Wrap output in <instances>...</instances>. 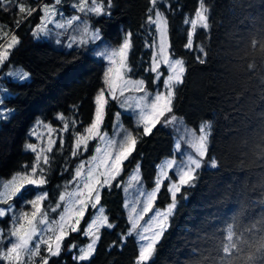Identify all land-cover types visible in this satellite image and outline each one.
<instances>
[{
  "label": "trees",
  "instance_id": "obj_1",
  "mask_svg": "<svg viewBox=\"0 0 264 264\" xmlns=\"http://www.w3.org/2000/svg\"><path fill=\"white\" fill-rule=\"evenodd\" d=\"M40 1L44 0H19L37 8ZM65 2L67 4L58 7L68 10V3L75 4L76 0ZM99 2L105 6L107 14L100 17L87 14L90 28L99 29L102 39L114 45L131 33L130 63L134 71L130 75L143 78L149 90H154L156 85L153 84L154 74L144 71L151 64L150 45L155 38V27L148 23V17L157 9L164 13L170 52L185 61L184 82L177 86L171 115L181 116L194 127L203 121L213 122L210 154L218 158L220 166L202 168L195 187L182 189L178 194V207L170 227L149 264H211V257H216L218 264L222 255L217 250L218 242L226 235L229 225L238 237L243 236L242 248L264 236L257 225L264 218V143H261L264 116L260 115L264 113V57L260 46H253L254 41L264 45V0H158L155 6L152 0H112L110 10L107 0ZM201 3L209 9L211 27L205 30L197 25L193 33L194 49L189 51L184 48L187 31L191 30L190 21ZM153 7L155 11H150ZM10 8L7 12L0 11V44L5 39L9 41L13 34L20 43L10 52L9 60L0 65V182L34 162L35 154L26 151L25 145H44V139L37 142L31 132L36 130L37 121L41 127L48 124L57 130L52 133L56 143L50 154L49 183L44 189H31L25 199H31L38 191H47L49 198L45 206L55 207L60 203L57 199L60 186L72 179L78 162L92 154L94 141L81 156L72 157L71 125L74 119L82 121L75 130L83 131L91 122L94 97L103 84L105 62L91 54V45L74 44L70 49L68 42L57 44V40L50 37H42L38 42L31 30L39 23L41 12L35 13L17 30L14 25L20 19L18 5ZM200 45L206 46L205 52L199 51ZM77 56L75 62L69 63ZM198 57L205 62L200 63ZM250 65L255 67L250 68ZM17 68L29 73L26 81L14 78ZM118 110L117 102L110 101L104 128L110 130ZM61 116L64 120L59 119ZM122 120L132 131L142 132V127L133 126L130 114L122 113ZM65 122L69 130L63 133L65 147L61 149L58 130ZM173 145L174 135L164 124H158L150 136L138 143L118 177L121 187L102 191L100 205L114 227L101 228L94 255L80 264L135 263L138 245L133 235L127 236L129 222L123 205L122 183L131 168L139 164L144 182L151 187L156 165L174 155ZM64 168L68 170L64 172ZM167 186L166 180L158 193L157 207H164L170 201ZM13 203L20 208V200ZM60 210L61 207L50 215L55 216ZM91 212L89 209L82 220L81 231L70 234L64 242L62 256L53 258L50 264H65V261L76 264L72 256L78 254L79 249L68 252L67 248L73 243L79 247L87 243L88 238L82 232ZM11 226L10 216L0 218V229H3L0 237L6 236ZM0 245L10 246L2 239ZM237 255L243 258L245 253L237 252Z\"/></svg>",
  "mask_w": 264,
  "mask_h": 264
},
{
  "label": "snow or ice",
  "instance_id": "obj_2",
  "mask_svg": "<svg viewBox=\"0 0 264 264\" xmlns=\"http://www.w3.org/2000/svg\"><path fill=\"white\" fill-rule=\"evenodd\" d=\"M65 3V0H54V2H46L42 8L34 6H26L25 3H20L19 0H0V11H10V6L18 5L20 19L15 22L14 27L18 30L22 25L30 21V18L37 12H41L39 23L31 30L34 38L39 42L41 38H47L52 35L49 25L54 23L53 17H63V9L58 7ZM153 6L156 0H152ZM112 0H107V9L110 10ZM74 7L77 13H91L100 17L102 14H107L105 6L99 0H91V6L87 0H76ZM155 11V7L150 9ZM209 9L204 3L195 11V19H191L190 23L192 30L187 31V42L184 48L191 51L194 49L193 33L199 25L202 29H210ZM81 19L78 15H72L66 19L65 23L55 22L57 29H65L68 25H72L73 21ZM85 26L83 33H88L87 18L85 17ZM148 23L155 27V38L150 47L152 48V60L149 67L145 68L146 73L154 74L153 84L156 85L154 92H149L145 87L143 78L133 79L131 73L134 71L130 63V55L133 48L131 41V33L125 34L118 48H106L103 51L96 52L97 57H103L108 62V66L103 73V85L99 92L94 97V112L91 122L83 127V131H76L82 121L73 120V145L72 157L81 156L88 150L89 143L97 141L95 147L96 153H102V158L97 161V156L93 155L89 160H82L74 170L72 181L76 188L73 192L67 193L69 197L75 199L65 200V193L60 195V203L55 207L51 205L45 206V201L48 200L49 194L47 191H38L31 199H25L26 194L31 189H44L49 183V173L51 172L50 165L52 164L53 145L56 140L52 138V133L57 131L50 125H42L48 131L49 139L46 144L37 146L35 143H26L25 150L35 154L34 162L28 166L25 165L23 170H17L16 174L4 185L5 190L0 192V218H8L10 216L12 226L8 230L7 235L0 237L2 240H7L8 245H0V262L3 264H50L53 258H60L65 251L64 242L69 238L70 234L81 231V223L86 215L88 208L97 209L100 205L102 191H109L115 187L120 188L118 177L121 176L125 162L130 159L133 153L137 150L138 143L143 137H148L153 133V130L158 124H171L175 122L176 117L172 116L169 119L168 114L173 112L174 96L176 95L177 86L182 85L185 76V61L174 57V54L169 49V30L168 23L164 18L162 11H155V18L151 15L148 17ZM188 21H185L187 24ZM7 35V33H5ZM59 35V33H57ZM100 30L97 29L92 33L93 41L101 40ZM57 44L61 41L57 40ZM20 43L16 34L11 36V39L5 44H0V65H4L9 60L10 52ZM76 42L73 41L67 45L68 48H73ZM87 41H80V47H84ZM260 46L262 57H264V45L254 41L253 46ZM79 52V48H77ZM201 53L206 51L205 45L199 46ZM172 56V58H170ZM79 57H74L75 62ZM200 63H204L203 58H199ZM166 66L167 75L163 79V88L159 87L162 73L161 68ZM255 67L250 65V68ZM20 81H26L29 78V73H15ZM264 82V77H262ZM143 93L139 97H125L127 92ZM264 99V97H262ZM134 100V103H130ZM110 101H116L120 108L131 110L136 115V128L142 127L140 131H130L123 129L122 138L113 140L109 138L106 129L103 127ZM79 107L78 105L76 106ZM121 114L117 113L119 118ZM264 116V113L260 114ZM64 120V117H59ZM40 122L37 121V124ZM212 121H204L199 127V135L190 134V138L186 140L187 145L194 151L195 156L188 155L186 160L177 162L176 160H166L160 165L159 174L155 179V186L151 191L140 189V194L143 199V206L140 211H137L135 206H131L129 212V220L131 229L127 236L131 237L136 234L139 240L138 255L135 258V264H149L154 258V253L159 242L163 239L165 232L170 227L171 218L174 216V211L178 207V194L182 193V189L195 187L196 181L200 175L202 166H209L211 169H217L219 165L218 158L210 154V136ZM114 130H119L121 125L114 124ZM69 130V124L64 123L62 129H59V140L61 149L65 147L64 132ZM32 135H36L33 130ZM101 142H106L102 149ZM261 143H264L262 141ZM115 146V151L109 149ZM177 151L180 150V145L177 144ZM175 165V179L170 176L169 170ZM139 168L137 164V172L132 176V180L139 181ZM68 169L64 168L66 172ZM165 180H171L167 186V192L170 193L171 202L166 208L160 210L154 208V202L157 200L158 193L161 192L162 184ZM116 181L114 184L113 182ZM127 191V189H125ZM184 199H187L185 196ZM14 200H20V208L17 209ZM139 199L137 203H139ZM63 203V211L59 214V219L50 217V212H55ZM127 206V205H126ZM146 220L144 225H140L142 220L149 213H153ZM135 213V215H133ZM45 225L46 228L39 226ZM260 226L259 231L264 232V218L257 222ZM113 228L114 225L108 223L106 216H96L83 229L82 235L87 237L89 242L84 247H79L73 243L67 248L68 252L78 248V254H74L72 259L76 264L88 261L94 255L97 243L101 238V228ZM256 226H254V229ZM3 229H0L2 231ZM226 235L218 242V251L222 253L219 256L218 264H264V236L257 241L249 243L247 248H242L240 242L244 239L243 236H237L232 225L227 227ZM251 231V230H250ZM123 243V241H122ZM43 249V253H42ZM237 252L245 253L243 258L237 255ZM211 264H217V258L211 257ZM66 264V261H65Z\"/></svg>",
  "mask_w": 264,
  "mask_h": 264
},
{
  "label": "rangeland",
  "instance_id": "obj_3",
  "mask_svg": "<svg viewBox=\"0 0 264 264\" xmlns=\"http://www.w3.org/2000/svg\"><path fill=\"white\" fill-rule=\"evenodd\" d=\"M156 1H158V0H156ZM46 2H54V0H44V1H40L38 3L40 5V8H42L43 7V4L46 3ZM87 2L89 3V6H91V0H87ZM68 5L70 6V8L68 10L63 9V12H64V16L63 17H53L54 23H52V24L49 25V28L51 29L52 35L49 36V37L50 38H54L56 40H59L62 43H67V42L68 43H71V42L75 41L76 42L75 44H78V45H80L79 42L82 41V40L83 41H87L86 44L87 45H91V47H90V49L92 50L91 54L94 57H96V58H101L105 62V68H104V71H105L106 70V67L108 66V62L105 61L103 59V57H97L95 55V53L96 52H99V51H103L106 48H118L119 47V44L122 42L123 38H122L121 42L119 44H117V45L111 44V43L103 40L102 38H101L100 41H93L92 40V33H94L97 29H94V30L91 29L90 26H89L88 20H86L87 28H88V33L87 34H84L83 33V28L85 26V19L84 18L87 17L86 15L89 14V13H77L75 11L74 7L71 6V5H74L73 3L70 2V3H68ZM156 11H161V10L157 9ZM72 15H78L79 17H81V19H78V20L73 21V24L72 25H68L65 29H57L55 27V22L65 23L66 22V19L70 18ZM152 17L155 18V13H154V15ZM193 19H195V17ZM191 30H192V28H191ZM57 33H59V35H57ZM49 37H47V38H49ZM5 43H6V39L1 44H5ZM170 58H172V56H170ZM175 58H178V57H175ZM178 59H180V58H178ZM164 70H166L165 73H164ZM23 72H27V71H25V70H23L21 68H17V70L14 71V74L15 73H23ZM161 73H162V77L163 78H162V83L159 85V87L162 89L163 88V79L168 74L167 73L166 66H164V67L161 68ZM14 78L19 80V78H18L17 75H14ZM133 79H138V78H133ZM102 83H103V75H102ZM102 87H104L103 84H102ZM146 89L151 93V92H154L156 88L154 90H149L148 88H146ZM99 90H98V92H99ZM140 95H143V93H137V92H134V91L125 93V97H139ZM129 102L130 103H134L135 101L134 100H130ZM117 105L119 107V110L116 111V113L114 115V119H113L112 126H111L110 130H108L107 128H105L106 131H107V133H108L109 138L113 139L114 141L115 140H119V139L122 138L123 129H127V130L132 131L131 128H129L128 126H126L124 124V122L122 120V113H128V114H130L131 117H132V120H133V126H136V124H135L136 115L131 110H128V109H125V108H120V106H119L118 103H117ZM117 113H120L121 114L119 116V118L117 117ZM168 116H169V119H171L172 116H175L176 117L175 122H173L171 124H164L167 128H169L172 131V133L174 135V145H173L174 146V155L171 156V157H165V158H163L156 165V174H155V177H154V184L151 187H147L146 183L144 182V180H143V178L141 176L140 168H139V173H138L139 174V177H140L139 181H136V180H132L131 179L132 176L134 174H136V172H137V164L131 168L129 174L127 175V177L125 178V180L122 183L123 205H124V208L126 210L127 219H128V222H129L128 231L131 229V222L129 220V212L131 211V206H135L137 208V211H140L142 209L144 197L141 196L140 189H143L144 191H151L154 188L156 176L159 174V171H160V165H162L166 160H176L177 162H180L181 160H186V157L188 155L195 156L194 151L187 145L186 140L190 138V134L191 133H195L196 135H199V127H200V125H201L202 122H200L197 127H194L192 125L187 124L183 120V118L181 116L171 115V114H168ZM117 123H119L121 125V128L119 130H114V127L113 126H114V124H117ZM34 127L36 129L35 130L36 135H32V136L35 138V140L37 142H42L43 139H44V144H46L47 141H48V139H49L47 129L44 128L43 126L41 127V125H39L37 123L34 125ZM32 132H31V134H32ZM105 143L106 142H101L102 149L105 147ZM177 144L180 145V150L179 151H177V147H176ZM96 145H97V141H94L93 146H92V150L93 151L91 152L92 154H90L87 157H83V159H81L78 162L77 165H79L82 160H84V161L89 160L90 157H92L93 155H96L97 156V161H99L102 158V153H99L98 154V153L95 152ZM37 146L39 147L41 145H37ZM109 150L110 151H115L116 148L114 146L113 148H111ZM204 167H207V166L206 165L205 166H202V168H204ZM174 171H175V165H174V168L173 169L169 170V173H170V176L172 177V179H175L176 178L175 175H174ZM10 179H8L6 181L0 182V192H3L5 190L4 185L7 184V182ZM69 181H72V179H70ZM69 181L68 182H64L60 186L59 192H58V198H57L58 200H59L60 195L62 193H65L66 194L65 195V200L75 199V197H69L67 195V193L73 192L75 190V188H76V184L74 182L73 183H69ZM167 181H168V184L171 182V180H167ZM125 189H127V191H125ZM169 195H170V193H169ZM138 199L140 201L139 203H137V200ZM157 199H158V195H157ZM59 202H60V200H59ZM155 202H154V208H159L160 210H163L164 208H166L167 204L171 202V197H170V201L167 202L164 207H157L155 205ZM0 207H4V206L0 205ZM63 207H64V205H63V203H61V210L59 212H57L55 216H51L50 215V217L58 220L59 219L60 212L63 211ZM89 209H91V208H88L87 211ZM91 210H92V212H91L90 219L86 223L85 227L96 216H105L104 209H103V207L101 205H98L97 209H91ZM87 211H86V213H87ZM153 214H154V212L153 213H149L145 217V220H142L140 222V225H144L146 223V220L148 218H150L151 215H153ZM133 215H135V213H133ZM108 223H110V222H108ZM39 227L46 228L45 225H41ZM133 236L137 240V245H138V249H139V240H138V237L136 236L135 233H133ZM88 242H89V240L87 241V243ZM86 244L84 246H86Z\"/></svg>",
  "mask_w": 264,
  "mask_h": 264
},
{
  "label": "flooded vegetation",
  "instance_id": "obj_4",
  "mask_svg": "<svg viewBox=\"0 0 264 264\" xmlns=\"http://www.w3.org/2000/svg\"><path fill=\"white\" fill-rule=\"evenodd\" d=\"M64 4H67V2H65Z\"/></svg>",
  "mask_w": 264,
  "mask_h": 264
}]
</instances>
